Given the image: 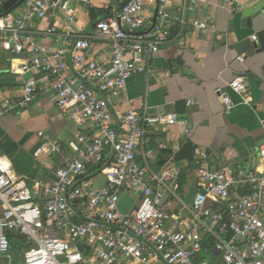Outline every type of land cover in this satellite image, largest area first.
Wrapping results in <instances>:
<instances>
[{
	"label": "built area",
	"instance_id": "obj_1",
	"mask_svg": "<svg viewBox=\"0 0 264 264\" xmlns=\"http://www.w3.org/2000/svg\"><path fill=\"white\" fill-rule=\"evenodd\" d=\"M7 1L0 0V6ZM77 1L90 6L94 0ZM217 1L228 10L242 2ZM72 2L23 0L20 10L0 15V49L22 57L21 74L51 78L61 115L76 125L90 124L93 131L89 139L77 134L64 145L57 139L41 141L35 158L73 153L51 182L29 185L13 175L11 159L0 155V256L9 253L10 237H18L28 243L23 264H264V144L258 149V166L250 171L212 172L202 164L197 170L202 183L187 209L189 217L180 210L170 214L169 202L179 189L175 167L151 171L136 156L149 129L182 125L189 134L188 122L172 113L149 114L145 100L124 113L116 110L128 80L147 71L158 49L172 39L173 28L190 37L214 30L205 15L206 2L128 0L94 28L93 38L111 48L104 63L90 54V40L62 41L64 47L52 48L33 39L34 22L47 18L52 9L71 22ZM46 33L59 37L53 25ZM38 83L27 80L21 101L16 107L5 101L0 114L32 104ZM228 89L246 102L244 78L234 79ZM216 93L229 112L233 105L228 93ZM186 105L190 108L192 101ZM199 160L204 162L205 156ZM91 173L102 176L104 185H90L86 178ZM125 189L137 195L127 215L119 211ZM208 254L211 263L205 260Z\"/></svg>",
	"mask_w": 264,
	"mask_h": 264
},
{
	"label": "crops",
	"instance_id": "obj_2",
	"mask_svg": "<svg viewBox=\"0 0 264 264\" xmlns=\"http://www.w3.org/2000/svg\"><path fill=\"white\" fill-rule=\"evenodd\" d=\"M127 1L94 0L89 6L73 0L75 14L71 22L52 9L47 18L34 22L31 35L40 45L52 48L64 47L62 41L90 40V54L96 62H108L111 48L108 42L93 38L95 23ZM200 1L206 2L205 15L213 22L214 30L190 37L173 28L172 39L158 49L145 73L128 80L116 104V110L124 113L128 107L138 108L145 100L149 114L172 113L188 122L189 134L183 133L182 125L149 129L136 156L137 162L151 171L167 164L175 167L179 189L177 197L169 202V212L180 210L187 217V209L202 183L197 174L202 164L212 172L222 168L230 173L250 171L258 166V149L264 144V16L257 17L253 10L258 0H242L231 10L219 8L217 0ZM14 10H20V6ZM50 25L57 28L58 38L46 33ZM70 57L68 49L69 62ZM21 62L22 57L0 49V112L5 101L16 107L27 80L35 78L39 82L32 104L0 114V155L11 159L13 175L25 178L29 185L51 182L56 170L73 158V153L64 150L62 155L35 158L37 146L44 139H57L64 145L76 140L77 134L89 139L92 126L76 125L63 117L52 98V79L33 72L21 74ZM240 77L245 80L246 102L228 89ZM216 89L228 93L233 105L229 112ZM188 100L192 101L190 108L186 105ZM201 154L204 162L199 160ZM89 172H94V168ZM86 181L96 188L104 185L103 177L95 173L88 174ZM136 197L130 189L123 190L119 211L129 214ZM0 264H12L9 253L0 256Z\"/></svg>",
	"mask_w": 264,
	"mask_h": 264
},
{
	"label": "water",
	"instance_id": "obj_3",
	"mask_svg": "<svg viewBox=\"0 0 264 264\" xmlns=\"http://www.w3.org/2000/svg\"><path fill=\"white\" fill-rule=\"evenodd\" d=\"M23 0H8L5 4H3V9L5 10V13H9L12 10L16 9L22 4ZM253 10L255 11V15L257 17L259 16H264V0H258L257 3L254 5ZM156 18V12L154 14V21ZM106 19V16L103 18L99 19L95 25H97L99 22L103 21ZM254 48H257V45H254ZM165 199V198H164ZM163 199V201H164ZM162 201V203H163Z\"/></svg>",
	"mask_w": 264,
	"mask_h": 264
},
{
	"label": "rangeland",
	"instance_id": "obj_4",
	"mask_svg": "<svg viewBox=\"0 0 264 264\" xmlns=\"http://www.w3.org/2000/svg\"><path fill=\"white\" fill-rule=\"evenodd\" d=\"M27 246L28 243L23 241H18L17 243L10 244L9 256L11 257L12 264H23L22 254L24 250L27 248ZM205 260L208 263H211L212 256L209 254L206 255Z\"/></svg>",
	"mask_w": 264,
	"mask_h": 264
},
{
	"label": "trees",
	"instance_id": "obj_5",
	"mask_svg": "<svg viewBox=\"0 0 264 264\" xmlns=\"http://www.w3.org/2000/svg\"><path fill=\"white\" fill-rule=\"evenodd\" d=\"M2 14H5V11H4L3 7H0V15H2ZM18 241H22V240L18 237H10V244L17 243Z\"/></svg>",
	"mask_w": 264,
	"mask_h": 264
}]
</instances>
